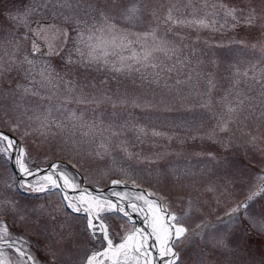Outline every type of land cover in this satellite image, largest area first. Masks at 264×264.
Listing matches in <instances>:
<instances>
[{
    "label": "snow or ice",
    "instance_id": "obj_1",
    "mask_svg": "<svg viewBox=\"0 0 264 264\" xmlns=\"http://www.w3.org/2000/svg\"><path fill=\"white\" fill-rule=\"evenodd\" d=\"M156 2L45 0L43 6L47 8L51 3L53 19H60L62 23L41 24L38 28L30 27L31 17L37 12V7L31 3L15 14L9 11L6 18L16 28L24 27L26 31L22 37L11 33V51L0 55V100L12 97L13 110H16L21 107L16 103L17 96L20 100L29 96L36 98L34 106H25V111L21 113L27 117L29 128L35 124L37 127L33 131L39 132L45 140L53 128L58 129L59 134L69 131L72 137L77 132L82 137L99 135L102 139L98 148L103 150L96 153L99 156L110 153L112 138L122 135L124 129H134L141 143L145 142L141 137L147 138L149 135L171 141L173 136L155 128L149 130L129 119L117 125L115 120L120 118V113L101 112L96 116V109L107 104L113 109L131 106L141 112H173V105L178 100L183 101L193 94L210 97L216 83L213 72L206 71L205 61L196 55L194 45L200 39L199 33L205 29L220 33L243 29V36L237 34L230 38L229 45H235V51L223 43L208 45L229 47L233 57L243 56L246 50L256 54L253 60L247 62V67L241 68L240 62L230 65L233 69L232 85L221 98L225 112L216 128L220 132H230L232 124L253 118L264 122V0H237L236 3L200 0L199 8L194 0H186L183 5L179 0H168L165 11H162L165 5L157 7ZM201 11L202 15L199 14ZM116 20L130 27H121ZM144 24H147L146 30L133 31ZM176 29L192 30L197 32V36L189 44L186 42L189 37ZM49 33L53 36L51 41L47 39ZM253 35L254 38L250 39ZM30 36L33 38L30 51L18 57L22 42ZM38 40H45L46 56L49 58L40 62L34 58L41 51ZM70 40L73 47L64 56L62 53ZM205 44L208 42L205 41ZM53 58L62 61L61 70L58 71L53 65ZM208 63L215 66L218 61L212 59ZM93 68L112 73L113 79L116 75L133 77L132 84L128 86L117 80L113 90L109 79L97 80L88 74V70ZM81 69L84 71L81 72ZM13 71L23 82L16 83L14 88H6L4 78ZM201 80L205 82L206 92L195 91ZM249 81L258 86V92L252 96L248 95L253 91ZM8 83L11 84V81ZM232 89L237 91L229 100ZM210 103L209 100L200 106L208 107ZM73 104L77 105L75 110L70 107ZM89 105L95 106L92 110L95 119L91 121L85 119L86 112L82 110ZM105 115L108 117L107 123ZM5 123L8 131H0V158L14 160L21 176L31 177V180L26 179L19 186L33 193H51L53 189H61L66 202L64 206L73 213L83 212L87 215L85 231L89 240H94L99 233L106 246L84 249L76 241L67 217L58 221L57 216L53 215V211L59 213L60 206L54 210L46 209L44 205L21 209L14 200H3L0 201V264H71L74 252L80 256V264H156L158 259L162 264H257L253 245L264 248V169L261 170L262 175L257 177L260 182L249 187L244 199L224 211L223 215L228 219L217 216L218 224L208 219L210 213L204 212L203 205L197 207L199 201L193 202L191 192L187 207L179 214L171 211V206L164 202L163 197L152 199L154 194L151 192H137L133 199L128 200L127 208L144 215L148 230L132 228L119 243H114L103 214L122 213L131 219L123 203V194L113 193L118 197L113 202L82 189L80 195L69 198L64 189L75 191L80 188L73 175L63 170L60 164H52L48 169L29 167L31 154L27 147L20 146V142L31 133L27 130L20 133L22 119ZM215 132L216 129H213L199 139L207 138L227 150L230 140H217ZM17 134H20L19 139ZM188 138L194 141L197 136ZM256 140L257 137L250 136L248 143L254 146ZM181 145L182 151L189 152L191 156L206 157L210 164L221 163L226 167V163L218 160L212 151H196L194 146L185 144L183 140ZM63 146L68 148V142L63 141ZM152 146L156 147V144L153 142ZM115 147L126 153L128 158L135 155L149 164L158 163L170 155L182 154L170 152L165 147L162 152L141 157L139 153L128 152L126 141ZM72 166L76 167L75 164ZM176 171L169 168L162 175ZM183 171L185 175L188 174L186 169ZM111 183L117 185L121 181L112 180ZM206 190L215 191L212 187ZM217 203L219 205V201ZM8 217L12 218L11 223ZM192 218L198 220L195 227L188 223ZM17 223L24 229L32 230L38 238L43 237V259L36 254L29 240L13 233L12 227ZM69 244L74 247L69 248ZM190 246H193V252L185 259V252ZM259 264H264V254Z\"/></svg>",
    "mask_w": 264,
    "mask_h": 264
},
{
    "label": "rangeland",
    "instance_id": "obj_2",
    "mask_svg": "<svg viewBox=\"0 0 264 264\" xmlns=\"http://www.w3.org/2000/svg\"><path fill=\"white\" fill-rule=\"evenodd\" d=\"M44 2L45 0H0V55H3L5 51H11L9 44V41L12 40L11 33L15 32L17 37H22L26 31L24 27L16 28L6 18L9 11L15 14L17 10L23 9L31 3L34 7H37V12L31 17V21L44 19L50 21V23H62L60 19H53L52 4L49 3L48 7L45 8L43 6ZM179 2L183 5L186 0H179ZM194 2L196 7L199 8L200 0H194ZM210 2H214V0H210ZM224 2L236 3L237 0H224ZM160 4L165 5V8L162 10L165 11L168 6V0H157L156 6L159 7ZM199 14L202 15L203 11ZM115 22L121 27H130V25L124 24L120 20H116ZM146 27L147 24L138 25L133 31H144ZM176 31H181V34L187 35L189 40L186 42L189 44H192V41L197 36V32L188 29H176ZM237 34L243 36L245 33L243 29H239L237 32L226 31L223 33L205 29L199 33L200 39L194 45L197 49L196 55L205 61V70L213 72L216 83V87L210 97L208 95L200 96L193 94L183 101L178 100L173 105L175 109L173 112H141L140 109L132 108L131 106L113 109L111 105L107 104L101 105L100 108L96 109V116H99L101 112L106 114L113 111L120 113V118L115 120V124L117 125L123 123L124 119H129L132 123L144 125L149 130L155 128L158 131L167 133L169 136H173L174 138L171 141L153 138L149 135L147 138L141 137L145 141L141 143L136 138L137 133L134 129H124L122 130V135L112 138L110 153L99 156L96 153L103 151L98 148L102 139L99 135L95 137H82L77 132L75 137H72L69 131L59 134V130L53 128L52 133H49L45 140L39 135V132L33 131L37 126L33 124L29 128L27 117L21 115L25 111V106L28 108L34 106L36 98L31 96L26 97L24 100H20L19 96H17L16 103H19L21 107L16 110H13L12 97L0 100V130L8 131L5 121L15 122L18 119L23 120L20 133H23L25 130L31 133L20 142L22 146L27 147L31 154L32 159L29 161V167H46L51 161L61 163L71 162L78 167V171L82 174L83 183L98 187L106 186L111 177L132 180L152 191L166 195V203L178 214L187 207L189 193L191 192L193 202L195 203L197 199L199 201L197 207L203 205L204 212L210 213L208 219L213 224H218L217 216H221L227 220L228 218L223 215L224 211L227 207L244 199L249 187L260 182L257 180V177L262 175L261 170L264 169V122L253 118L243 123L232 124L230 132H220L216 128L218 120L225 112L224 105L220 102L221 98L228 93L232 85L233 69L230 65L240 62L241 68L247 67V62L253 60L256 55L247 50L241 57H233L230 54L229 47L232 51H235L236 48L235 45H229L230 38L237 36ZM252 38H254V35L250 37V39ZM47 39L49 41L53 39L51 33H49ZM205 41L208 44H205ZM31 42L30 38L22 42L21 52L17 53L18 57H22L25 52L30 51ZM217 43H223L229 47L216 48L208 46ZM72 47L73 44L70 40L62 55L67 56L68 51ZM46 52L47 46L46 49L41 48V51L34 58L38 62L49 59L46 56ZM73 56L75 58L74 53ZM212 59L218 61L215 66L208 63ZM51 62L58 71L61 70L62 61L59 58H53ZM83 71L81 69V72ZM88 74L97 80L109 79L113 90L116 88L117 80L131 86L133 79V77L127 75H116L113 79L112 73L102 69L97 71L95 68L89 69ZM8 81H11V84ZM19 82L23 81L15 71L7 73L4 78L6 88H14L16 83ZM137 83H139L138 80ZM249 84L252 86L253 91L248 92V95L252 96L258 92V86L252 81H249ZM247 86L245 85V87ZM206 90L205 82L201 80L198 89L195 91L206 92ZM236 91L237 89H232V95L229 96V100H232ZM185 92H187L186 88ZM209 100L211 103L208 107L200 106ZM70 107L75 110L77 105L73 104ZM94 107L93 105H89L87 109H82L86 112V120L91 121L95 119L92 111ZM258 114L259 109H257ZM105 122H108L107 115H105ZM213 129H216L217 140H230L231 144L227 150L220 147L219 143L214 144L207 138L199 139L200 136L211 133ZM117 131L121 130L117 129ZM53 133H56V135H53ZM104 135L107 136L109 133H105ZM191 135L197 136V139L194 141L189 139L188 137ZM19 136L20 134H17L18 139ZM250 136L257 137L254 146L248 143ZM73 139L76 141L75 144H73ZM181 140L187 145L194 146L196 151L203 149L204 151L214 152L218 160H223L226 163V167L225 164L221 163L210 164L206 157L191 156L189 152H183ZM63 141L68 142V148L63 146ZM122 141H126L129 153H139L141 157L162 152L165 150V147L170 152H182V154L179 156L170 155L165 160L149 164L137 159L135 155L132 158H128L126 153L116 148L115 145L120 144ZM153 142L156 144V147L152 146ZM169 168H175L177 171L175 173L169 172L168 175H162L164 170ZM185 169L188 171L187 175L184 174L183 170ZM26 179L31 180V177H26ZM14 181L15 183H13ZM10 184L13 186L9 187L8 185ZM209 187L214 188L215 191H207L206 189ZM3 200H14L21 209H31L35 205H44L46 209L54 210L57 206H60L59 213L53 211V215L57 216L58 221H63L67 217V223L72 226L75 232L76 241L83 245L84 249H101L106 246V242L103 241L99 233L96 234L94 240H89L88 233L85 231L87 215L83 212L73 213L70 209L66 208L64 206L66 202L63 200L61 189H53L51 193L26 191L18 185L10 160L0 158V201ZM217 201H219V205ZM103 215L105 222L109 226L114 243H119L121 238L133 227L132 222L129 224L124 218L112 212H107ZM8 220L11 223L12 218L8 217ZM197 222L198 220L195 218L188 220V223L192 227H195V223ZM12 231L14 234H20L29 240L36 254L43 259V237L38 238L33 235L32 230L22 228L19 223L12 227ZM68 247L73 248L74 246L69 244ZM192 252L193 246L188 247L185 252V259ZM262 254H264V248L253 245V256L257 264H259ZM71 264H80V256L75 254V252L71 257Z\"/></svg>",
    "mask_w": 264,
    "mask_h": 264
},
{
    "label": "bare ground",
    "instance_id": "obj_3",
    "mask_svg": "<svg viewBox=\"0 0 264 264\" xmlns=\"http://www.w3.org/2000/svg\"><path fill=\"white\" fill-rule=\"evenodd\" d=\"M10 162H11V164L12 165H14V166H16L15 165V163H14V160H10ZM56 164H60L61 165V168L63 169V170H66V171H68L65 167H64V165L62 164V163H60V162H57ZM68 172H70V171H68ZM71 173V172H70ZM20 174V173H19ZM72 174V173H71ZM73 175V174H72ZM73 177L75 178V181H76V183L78 184V180H77V178L73 175ZM79 177V176H78ZM24 179L26 178V177H23ZM80 178V177H79ZM112 178V177H111ZM110 178V179H111ZM109 179V180H110ZM20 183H22L21 181H19L18 182V185H20ZM81 183H83L82 182V179H81ZM106 190H107V188H106V186H104V187H100V188H98V189H95V187H89V189L87 190V192L88 193H91L92 195H94V196H96L97 197V194H98V196H102V194H106L105 192H106ZM64 192H66L67 193V195H68V197L69 198H72V197H75V196H78V193H77V191L75 190H71V189H64L63 190ZM62 195H63V193H62ZM102 198H105L104 196L102 197Z\"/></svg>",
    "mask_w": 264,
    "mask_h": 264
},
{
    "label": "flooded vegetation",
    "instance_id": "obj_4",
    "mask_svg": "<svg viewBox=\"0 0 264 264\" xmlns=\"http://www.w3.org/2000/svg\"><path fill=\"white\" fill-rule=\"evenodd\" d=\"M49 23H50V21L44 20V19L40 20V21L33 20L32 23H31V27L32 28H38L41 24H49ZM30 39L32 40L33 38L30 36ZM38 43L41 45L42 49H46L44 40H38Z\"/></svg>",
    "mask_w": 264,
    "mask_h": 264
},
{
    "label": "water",
    "instance_id": "obj_5",
    "mask_svg": "<svg viewBox=\"0 0 264 264\" xmlns=\"http://www.w3.org/2000/svg\"><path fill=\"white\" fill-rule=\"evenodd\" d=\"M0 131H3V130H0ZM14 169H15V171H16L17 178H19L20 175H19V173H18L17 166H14ZM42 169H44V168H42ZM85 188H86V187H85Z\"/></svg>",
    "mask_w": 264,
    "mask_h": 264
}]
</instances>
